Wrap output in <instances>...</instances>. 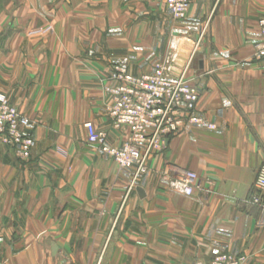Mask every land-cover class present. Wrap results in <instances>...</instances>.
<instances>
[{"label":"crops","instance_id":"obj_1","mask_svg":"<svg viewBox=\"0 0 264 264\" xmlns=\"http://www.w3.org/2000/svg\"><path fill=\"white\" fill-rule=\"evenodd\" d=\"M263 18L264 0H192L177 32L166 0H0V93L36 143L22 162L0 137V264H209L224 254L264 264ZM207 29L214 54L188 71L203 123L170 137L135 179L87 142L88 122L111 147L129 137L109 117L112 46L166 60L177 33ZM173 171L213 187L173 191L163 177Z\"/></svg>","mask_w":264,"mask_h":264},{"label":"built area","instance_id":"obj_2","mask_svg":"<svg viewBox=\"0 0 264 264\" xmlns=\"http://www.w3.org/2000/svg\"><path fill=\"white\" fill-rule=\"evenodd\" d=\"M191 1L166 0V6L174 20L184 21ZM259 25L264 37V18ZM203 37L204 33L173 41L167 60L156 64L151 73L136 76L125 67H113L106 92L113 98L109 117L114 128L129 129V137L122 146H109L106 131L96 128L91 122L85 124L87 142L113 159L122 171L134 169L135 179L149 171L152 156L167 148L170 137L184 131L189 124L203 123L196 115L199 90L188 81V71ZM254 58L264 60V39L256 45ZM30 125V120L0 93V137L4 144L14 149L22 162L31 159L36 144L26 133ZM209 128L213 130L215 126L210 125ZM163 177L168 179L171 190L186 196L205 192L206 184L213 187L212 182L203 183L194 172H164ZM255 187L260 192L264 191V165L258 171ZM254 203L259 205L260 199L257 197ZM245 261L243 256L224 254L209 264H244Z\"/></svg>","mask_w":264,"mask_h":264},{"label":"rangeland","instance_id":"obj_3","mask_svg":"<svg viewBox=\"0 0 264 264\" xmlns=\"http://www.w3.org/2000/svg\"><path fill=\"white\" fill-rule=\"evenodd\" d=\"M174 23L177 26L176 31L178 32L179 29L182 28L183 24L185 23V20L184 21L183 20L182 21L174 20ZM202 33H204V37L202 39L201 46L199 47L198 53H197L195 60L193 62L195 69L198 68V63H197L198 60L199 61L202 60L203 56L206 55L207 51L209 52V55H211L214 52L213 44L209 40L210 30L207 29V30L200 31L199 34H202ZM191 35L195 36L196 33H191L187 36H181V37L177 33L176 36H174L172 38V40L170 41L168 49L171 48L173 41L180 40V39L186 38V37L191 36ZM149 49L150 48L147 46H138V47H133L132 49L129 47L128 53H126V55L128 56V59H125V56H126L125 53L120 49V47L118 45H114V46H112V56H113L112 64H114L115 66L127 67V68L131 69L130 71H131V74H133V75H139L140 76V75L150 73L153 71L156 64L163 63L167 59L162 60V59L158 58V60H157L156 57L153 56L154 54L151 53ZM153 49L155 50V48H153ZM169 52H170V49H169ZM140 53L143 54V56L145 57V60L137 61L138 57L136 55H138ZM168 55H169V53H168ZM241 68H246V67L241 66Z\"/></svg>","mask_w":264,"mask_h":264},{"label":"water","instance_id":"obj_4","mask_svg":"<svg viewBox=\"0 0 264 264\" xmlns=\"http://www.w3.org/2000/svg\"><path fill=\"white\" fill-rule=\"evenodd\" d=\"M138 192H139L141 197L145 196L144 191L141 188L138 189Z\"/></svg>","mask_w":264,"mask_h":264}]
</instances>
